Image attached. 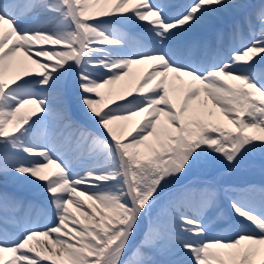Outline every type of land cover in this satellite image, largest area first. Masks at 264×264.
I'll return each instance as SVG.
<instances>
[{
  "label": "snow or ice",
  "instance_id": "6c2138e0",
  "mask_svg": "<svg viewBox=\"0 0 264 264\" xmlns=\"http://www.w3.org/2000/svg\"><path fill=\"white\" fill-rule=\"evenodd\" d=\"M257 169L264 0H0V264H264Z\"/></svg>",
  "mask_w": 264,
  "mask_h": 264
},
{
  "label": "bare ground",
  "instance_id": "6f19581e",
  "mask_svg": "<svg viewBox=\"0 0 264 264\" xmlns=\"http://www.w3.org/2000/svg\"><path fill=\"white\" fill-rule=\"evenodd\" d=\"M222 24L227 27V22L222 23ZM128 28L132 29V27H128ZM137 32H135V33L137 34ZM204 38H205V36H204ZM134 66L135 67L132 69V73L137 77H139L145 70H147L149 68V65H147V64L134 65ZM125 79L127 80L129 78H125ZM121 83H123V82H118V84L114 87L118 88ZM69 101L73 105L74 112H76L75 107H78L76 99L69 95ZM108 102L110 103V101H108ZM18 185L19 184L13 183L10 180L5 181L3 177H0V192H7L10 195L16 196V195H18V193H16L14 191V189L17 188ZM19 186L23 190V191L21 190V192H20L22 194L21 196H23L24 198H27L28 201H35L36 199L34 200V198H32V197H34V194L40 193V190L37 188L31 187V186H26V185H21V184ZM28 187H30V189ZM219 209L217 210L216 215L217 216H223L224 219H228L231 211H229V205H228V201L226 199L221 200V204H220ZM214 222H215V220L212 221L213 225H214Z\"/></svg>",
  "mask_w": 264,
  "mask_h": 264
},
{
  "label": "rangeland",
  "instance_id": "374dc122",
  "mask_svg": "<svg viewBox=\"0 0 264 264\" xmlns=\"http://www.w3.org/2000/svg\"><path fill=\"white\" fill-rule=\"evenodd\" d=\"M135 66H133V68H134ZM132 68V69H133ZM74 92H75V89H74V86L73 85H71V86H69V93H70V95H72L74 98H75V95H74ZM77 114H78V116H79V110H78V108H77ZM211 175H216V173H214V172H212L211 170H209V172L208 173H203V174H201L200 175V178H207V177H209V176H211ZM262 178H264V177H261V175H260V172H259V170L257 169V170H255V171H250V170H244V171H242V172H240V173H237V174H235V175H228V176H224L223 177V180H224V182H226V183H232V184H236V183H242V182H245V181H251V180H254L255 182H259ZM20 185V184H19ZM19 185L17 186V188H15V190L16 189H19V190H21L20 188H19ZM39 196L38 197H40L41 196V194H38ZM229 211H231V209L229 208ZM224 218V217H223ZM214 224H215V222H214ZM143 226V225H142ZM136 241H133V243H135Z\"/></svg>",
  "mask_w": 264,
  "mask_h": 264
}]
</instances>
